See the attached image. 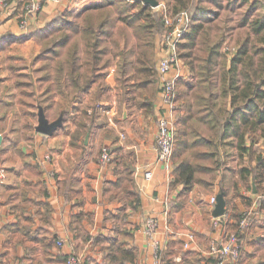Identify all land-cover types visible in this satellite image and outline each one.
Here are the masks:
<instances>
[{
	"label": "crops",
	"instance_id": "0c3cea01",
	"mask_svg": "<svg viewBox=\"0 0 264 264\" xmlns=\"http://www.w3.org/2000/svg\"><path fill=\"white\" fill-rule=\"evenodd\" d=\"M99 2L46 4L25 28L19 22L26 0H7L0 10V264H65L73 251L83 256L84 264H102L110 249L115 263L122 256V264H162L171 245L175 253L170 264H211L206 251L216 231L208 200L219 194L218 187L205 195L194 186L179 204L182 186H172L156 161V120L158 109L163 111L157 90L146 115L131 95H122L120 81L107 72L102 87L92 83L74 97H56L62 125L52 135L35 131L38 109H30L31 128L26 137L22 134L14 76L32 75L40 50L28 33L64 9L79 12ZM154 54L156 58L155 48ZM113 92L117 99H110ZM82 111L87 115H80ZM261 142L254 151L258 147L256 153L264 156ZM103 146L110 148L108 163L99 160ZM125 169L129 175L116 185V171ZM148 170L153 175L149 181L143 177ZM232 204L237 212L251 211L249 232L264 239V167L255 181L239 183ZM150 216L160 221L152 236L142 226ZM188 233L194 234L195 243L184 249L183 235ZM60 239L62 247L56 245ZM184 254L189 258L183 260Z\"/></svg>",
	"mask_w": 264,
	"mask_h": 264
},
{
	"label": "trees",
	"instance_id": "16d2710c",
	"mask_svg": "<svg viewBox=\"0 0 264 264\" xmlns=\"http://www.w3.org/2000/svg\"><path fill=\"white\" fill-rule=\"evenodd\" d=\"M169 2L171 15L186 11L190 17L178 53L191 73V80L177 90L171 185L182 186L179 204L194 186L205 195L218 187L227 204L236 198L239 183L255 181L264 167V156L254 151L255 144L264 143V8L259 7L264 1L196 0L192 9L186 8L192 0ZM164 32L161 13H153L142 0H100L79 12L64 9L28 33L40 50L32 75L14 76L22 134L31 128L30 109L42 107L49 122L56 120L58 95L74 97L92 83L102 87L112 65L124 95L137 100L146 115L152 112L153 97L160 92L153 73L154 43ZM225 42L235 46L232 54L222 53ZM127 170L116 171V185L129 175ZM232 213L236 219L235 208ZM245 240L244 246L240 242L242 258L234 264L258 254L247 246L264 251V239ZM173 247L162 264L172 261ZM112 253L110 249L102 264H122V256L115 263ZM188 258L183 255V260Z\"/></svg>",
	"mask_w": 264,
	"mask_h": 264
},
{
	"label": "built area",
	"instance_id": "2783aa9c",
	"mask_svg": "<svg viewBox=\"0 0 264 264\" xmlns=\"http://www.w3.org/2000/svg\"><path fill=\"white\" fill-rule=\"evenodd\" d=\"M62 0H26L23 14L19 22L20 27L25 28L29 17H32L46 4L58 5ZM132 2L133 0H127ZM7 0H0V10L7 6ZM157 8H163V22L165 32L158 41V63L157 70H159V90L160 99L163 106V111L158 115L156 120V134L154 139V149L156 153V161L163 168L166 176L170 179L172 177V154L173 145L176 136V89L175 84L186 77L183 74L182 67H180V59L178 57V44L189 26L190 17L186 11H181L175 15L169 14L165 10L163 3H159ZM121 138L124 136L121 134ZM49 157H47L48 159ZM111 159L110 150L107 146L102 147L100 151L99 160L101 163H108ZM152 171H145L143 177L149 181L152 178ZM210 204L215 205V197H210ZM167 213H165L166 215ZM248 212H244L239 222V231L248 227ZM167 225V222L165 220ZM212 227L216 233L210 240L208 245L207 255L214 259V264H234L240 257V245L235 234L224 235V226L219 218H212ZM160 221L155 217H147L143 223L145 232L152 236L159 227ZM167 228V227H166ZM184 249H190L195 243L193 233L183 235ZM63 239L56 242L58 247L63 246ZM154 248L158 254L159 245L154 241ZM156 254V257L158 258ZM66 264H79V259L70 255L66 258Z\"/></svg>",
	"mask_w": 264,
	"mask_h": 264
},
{
	"label": "rangeland",
	"instance_id": "374dc122",
	"mask_svg": "<svg viewBox=\"0 0 264 264\" xmlns=\"http://www.w3.org/2000/svg\"><path fill=\"white\" fill-rule=\"evenodd\" d=\"M169 1H171V0H158L157 2H158V4L159 3H163L164 4V6H165V10L170 14V12L169 11H171V10H169V8L167 7V3H171V2H169ZM261 1H264V0H261ZM132 2H134V0L132 1ZM142 2L144 3V1L142 0ZM258 2V1H257ZM258 3H260V2H258ZM145 4V3H144ZM158 6V5H157ZM157 6L156 7H150L151 8V11L153 12V13H157L158 14V12L159 13H161V15H162V17H163V8H157ZM190 6H192V7H190ZM190 6H188V7H186L187 9H192V8H195L196 6H197V4H196V0H192V5H190ZM204 5L202 4L201 5V7H203ZM204 7H206V6H204ZM209 7V6H208ZM259 7L260 8H264V4L263 3H261V5H259ZM246 8V5L244 6V8H243V10ZM242 10V11H243ZM263 9H261V11H262ZM238 13H240V12H238ZM244 13V12H243ZM222 16L224 15L223 13L221 14ZM221 16V17H222ZM237 19V18H236ZM159 39H160V37H158V38H156V41H155V43H154V48H155V51H156V53H157V55H156V59H155V64H154V69H153V73L155 74V76H156V74L158 75V82H157V87L159 88V74H158V72H159V70H157L156 69V71H155V66L157 67V63H158V57H159V55H158V52H157V49H158V46H157V44H158V41H159ZM234 50H235V46L232 44V42H225L224 43V45H223V50H222V53H224L225 55H229V54H232L233 52H234ZM178 57H179V53H178ZM179 59H180V62H181V64H180V67H182V70H183V74H184V76L186 77L185 79H181L179 82H176V84H175V89H176V97H177V90L179 91V87L182 85V84H180V83H185L186 81H190L191 80V73H190V71H189V69H188V67L186 66L187 64H186V62L184 61V60H182V58H180L179 57ZM186 66V67H185ZM115 69H116V66L115 65H112V66H110L109 67V69H108V73H113V74H115ZM107 73V74H108ZM121 91H122V95H123V93H124V89L121 87ZM160 91V90H159ZM160 93V92H159ZM122 95H121V97H122ZM110 99H114V98H116L117 99V94L115 93V92H113V93H111L110 95ZM162 103V102H161ZM162 106H164L163 104H161ZM158 110H160V108L158 109ZM177 115V114H176ZM156 129H157V125H156ZM123 136H124V138H125V135L123 134V133H121ZM121 134H120V136H121ZM124 138H122V139H124ZM13 141V142H12ZM12 141H10L9 143H11V144H13V146H16V144H17V142H16V140H12ZM10 144V145H11ZM104 147V146H103ZM109 148V147H108ZM101 149H102V147H101ZM101 149H100V151H101ZM258 147L256 148V152L258 151ZM109 150H110V148H109ZM100 151H99V156H100ZM110 154H111V152H110ZM173 155V154H172ZM111 160V159H110ZM248 192V191H247ZM249 193H251V192H249ZM237 195V194H236ZM249 195H251V194H249ZM214 197H215V202H216V196L215 195H213ZM209 200H210V198H209ZM208 200V202L210 203V201ZM235 201V199L234 200H231L230 202H228L227 204H225V206H227V207H225V212H224V214L223 215H221V216H217V217H212V218H219L220 219V221H221V223H222V225L224 226V230H223V234L225 235H230V234H235L236 235V238L238 239L237 241H238V243H239V245H240V257H239V259L241 260V258H242V255H241V241L242 240H239V237L241 236V235H244L243 236V240L246 242V238H247V235H248V232H249V229H250V224H251V211L250 210H245V211H239V212H237L236 213V219L234 218V216H233V213H232V207H234V205L232 204L233 202ZM225 203H226V201H225ZM230 203V204H229ZM229 204V205H228ZM212 207H214V204H210ZM231 209V211H229ZM246 213L247 214V212H248V222H249V224H248V227L246 228V229H244V230H242V231H239V222H240V220H241V218H242V216H243V213ZM237 220H238V222H237ZM211 221H212V219H211ZM230 221H236L237 222V226L235 225L234 226V222H230ZM247 222V223H248ZM211 226H212V223H211ZM233 226V228H232V230L229 232L228 231V228H230V227H232ZM250 233V239H253L255 236L251 233V232H249ZM185 235V234H184ZM264 244H260V246H263ZM246 248H248V251H251V253H253V251H255V252H257L258 254H255V255H251V257L250 258H252L254 261H253V263L252 264H256V263H258V262H260V261H262V260H264V251H263V249H261V250H259V251H256L253 247H252V245H251V247H249V246H247ZM207 254V253H206ZM70 255V257L71 256H73V257H75V258H78L79 259V264H84V262H83V256L82 255H80V254H78L76 251H73V252H71V253H69L66 257H68ZM245 255V254H244ZM207 257H210V256H207ZM262 258V259H261ZM211 259V258H210ZM238 259V260H239ZM208 260V259H207ZM247 260H248V258H247ZM237 262V261H236ZM207 263H210V262H208L207 261ZM215 262H214V259H211V264H214ZM65 264H66V261H65Z\"/></svg>",
	"mask_w": 264,
	"mask_h": 264
},
{
	"label": "water",
	"instance_id": "95a60500",
	"mask_svg": "<svg viewBox=\"0 0 264 264\" xmlns=\"http://www.w3.org/2000/svg\"><path fill=\"white\" fill-rule=\"evenodd\" d=\"M144 3L150 7H156L158 5L157 0H143ZM62 125V117L59 116L55 121L49 122L45 117L43 109L41 107L38 108L37 113V125L35 127V131L41 133L43 135H52L53 132L61 127ZM225 200L221 193L216 196V203L214 205V209L212 211V216L217 217L221 216L225 212Z\"/></svg>",
	"mask_w": 264,
	"mask_h": 264
}]
</instances>
